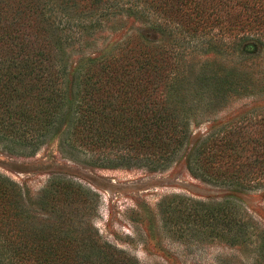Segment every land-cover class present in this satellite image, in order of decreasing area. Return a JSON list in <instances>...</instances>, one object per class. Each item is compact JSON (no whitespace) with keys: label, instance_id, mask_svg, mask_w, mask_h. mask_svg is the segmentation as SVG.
<instances>
[{"label":"trees","instance_id":"trees-1","mask_svg":"<svg viewBox=\"0 0 264 264\" xmlns=\"http://www.w3.org/2000/svg\"><path fill=\"white\" fill-rule=\"evenodd\" d=\"M61 1L66 8L78 4ZM86 1L145 22L162 16L166 22L149 21L150 30L167 41L134 35L73 67L71 43L37 0H0V135L14 144L10 154L35 156L58 137L63 152L89 156L88 164L157 171L190 145L196 112L190 98L202 92L205 115L263 93L264 0ZM211 54L225 63L205 71L201 59ZM208 122L187 167L224 193L179 197L187 206L171 209L170 220L218 240L256 237L252 264H264V227L239 198L264 190V106ZM73 193L64 185L38 206L79 205ZM26 203L22 186L0 174V264H136L98 233L66 230L71 217L37 225Z\"/></svg>","mask_w":264,"mask_h":264},{"label":"rangeland","instance_id":"rangeland-1","mask_svg":"<svg viewBox=\"0 0 264 264\" xmlns=\"http://www.w3.org/2000/svg\"><path fill=\"white\" fill-rule=\"evenodd\" d=\"M37 1L49 21L64 30L62 37L71 43L66 52L73 67L93 55L107 53L114 43L134 35L143 34L159 45L167 41L166 36L150 30L149 21L166 22L162 16L145 22L124 12L111 15L107 3L94 9L86 0L67 8L61 0H53V5L50 0ZM34 22L36 16L29 21ZM201 61L205 71H210L216 62L225 63L214 54ZM196 95L189 100L191 106H196L190 145L165 169L98 167L87 163L89 156L79 154L75 158L63 152L58 137L48 141L35 156H15L8 152L14 144L0 135V174L22 186L37 225L42 224L40 219L49 222L71 217L73 223L66 230L79 235L98 233L102 241L125 251L136 264H252L256 237L248 242L213 239L201 229L176 225L170 219L171 209L176 206L183 211L187 206L185 201L178 204L179 197L212 200L223 195L222 188L191 175L188 156L209 120L218 124L250 107L264 106V91L249 98L231 99L222 110L205 115L201 101L208 100L202 92ZM64 185L76 192L69 197L80 200L79 205L60 202L56 209L48 210L38 206L42 198L51 201L48 197ZM239 198L264 227V190Z\"/></svg>","mask_w":264,"mask_h":264}]
</instances>
